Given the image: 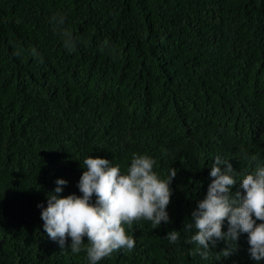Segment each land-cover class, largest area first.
Here are the masks:
<instances>
[{"label":"trees","instance_id":"16d2710c","mask_svg":"<svg viewBox=\"0 0 264 264\" xmlns=\"http://www.w3.org/2000/svg\"><path fill=\"white\" fill-rule=\"evenodd\" d=\"M133 153L153 158L161 179L176 170L166 211L191 223L217 156L238 183L251 171L244 153L264 166V0H0V264H90L70 239L61 249L48 238L37 205L58 179L62 197L80 196L85 158L124 173ZM124 227L134 248L98 264H264L244 233L229 257L218 240L202 259L164 239L168 224Z\"/></svg>","mask_w":264,"mask_h":264},{"label":"clouds","instance_id":"9594fccd","mask_svg":"<svg viewBox=\"0 0 264 264\" xmlns=\"http://www.w3.org/2000/svg\"><path fill=\"white\" fill-rule=\"evenodd\" d=\"M49 23L60 36L63 47L74 52L77 38L64 27L65 17L54 13ZM22 52L23 49L18 48L14 55ZM29 54L43 63V57L35 48H31ZM242 158L248 159L251 171L243 174L239 183V174L229 160L215 158L206 196L191 213V223L188 215L176 214L169 219L166 211L172 195L170 185L177 174L175 169L170 168L167 177L161 179L153 171L156 161L148 155L133 153L124 173L119 165L113 166L107 159L87 157L77 184L80 196L62 197L60 194L67 181L58 179L47 198V207L37 205L41 208L43 230L61 249L70 239L71 252L85 251L90 264H98L121 249L131 251L135 239L127 234L124 225L131 227L134 221L141 219L150 221L153 229L162 222L168 224L169 232L164 239L185 249L191 246L190 251L195 245L202 259L212 254L209 247H214L218 240L227 245L218 256L229 257L236 251L240 234H247L250 257L259 262L264 260V166L256 155L244 153ZM159 162L158 158L157 168H160ZM237 184L239 190L232 192ZM225 222L227 232L222 231Z\"/></svg>","mask_w":264,"mask_h":264}]
</instances>
